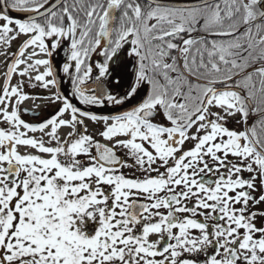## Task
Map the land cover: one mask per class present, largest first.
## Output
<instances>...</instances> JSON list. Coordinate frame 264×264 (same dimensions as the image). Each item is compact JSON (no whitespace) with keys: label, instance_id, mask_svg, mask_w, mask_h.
Wrapping results in <instances>:
<instances>
[{"label":"snow or ice","instance_id":"obj_1","mask_svg":"<svg viewBox=\"0 0 264 264\" xmlns=\"http://www.w3.org/2000/svg\"><path fill=\"white\" fill-rule=\"evenodd\" d=\"M258 112L264 0H0V264H264Z\"/></svg>","mask_w":264,"mask_h":264},{"label":"flooded vegetation","instance_id":"obj_2","mask_svg":"<svg viewBox=\"0 0 264 264\" xmlns=\"http://www.w3.org/2000/svg\"><path fill=\"white\" fill-rule=\"evenodd\" d=\"M29 105H24V107H28ZM24 119L26 120H30L31 117L25 115ZM264 120V114H261L260 112L254 114V115H250L249 118V125H255L256 126V131H257V135L260 136L261 138H264V129L261 128L260 125V121Z\"/></svg>","mask_w":264,"mask_h":264},{"label":"bare ground","instance_id":"obj_3","mask_svg":"<svg viewBox=\"0 0 264 264\" xmlns=\"http://www.w3.org/2000/svg\"><path fill=\"white\" fill-rule=\"evenodd\" d=\"M187 1H197V0H187ZM13 15L16 16V15H21V14L13 13Z\"/></svg>","mask_w":264,"mask_h":264},{"label":"water","instance_id":"obj_4","mask_svg":"<svg viewBox=\"0 0 264 264\" xmlns=\"http://www.w3.org/2000/svg\"><path fill=\"white\" fill-rule=\"evenodd\" d=\"M188 3H196L197 1H187Z\"/></svg>","mask_w":264,"mask_h":264},{"label":"rangeland","instance_id":"obj_5","mask_svg":"<svg viewBox=\"0 0 264 264\" xmlns=\"http://www.w3.org/2000/svg\"><path fill=\"white\" fill-rule=\"evenodd\" d=\"M25 105H29V104H25Z\"/></svg>","mask_w":264,"mask_h":264},{"label":"trees","instance_id":"obj_6","mask_svg":"<svg viewBox=\"0 0 264 264\" xmlns=\"http://www.w3.org/2000/svg\"><path fill=\"white\" fill-rule=\"evenodd\" d=\"M195 35V34H194Z\"/></svg>","mask_w":264,"mask_h":264}]
</instances>
